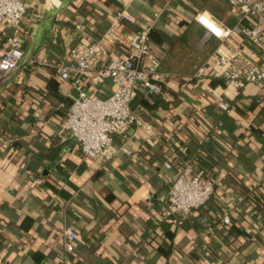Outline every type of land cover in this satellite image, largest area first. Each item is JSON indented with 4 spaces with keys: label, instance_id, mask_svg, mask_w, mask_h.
I'll return each instance as SVG.
<instances>
[{
    "label": "crops",
    "instance_id": "1",
    "mask_svg": "<svg viewBox=\"0 0 264 264\" xmlns=\"http://www.w3.org/2000/svg\"><path fill=\"white\" fill-rule=\"evenodd\" d=\"M23 1L25 55L0 76V264H264V92L252 83L223 88L212 69L223 42L205 35L194 16L204 12L225 26L248 19L225 0ZM146 23L161 91L139 90L131 108L151 126H131L130 154L82 158L56 136L75 91L36 60L68 62L70 47L111 26L119 39L105 41L107 52L124 58ZM11 32L0 22V53ZM233 40L264 62L259 47ZM202 65L205 73L195 76ZM84 86L100 96L113 89L91 76ZM221 88L229 112L210 91ZM187 161L213 178V193L189 214L165 219L168 184ZM224 212L227 224L219 221ZM64 227L76 232L73 251L63 248Z\"/></svg>",
    "mask_w": 264,
    "mask_h": 264
},
{
    "label": "built area",
    "instance_id": "2",
    "mask_svg": "<svg viewBox=\"0 0 264 264\" xmlns=\"http://www.w3.org/2000/svg\"><path fill=\"white\" fill-rule=\"evenodd\" d=\"M239 11L240 17L248 19L247 24L232 26L220 24L210 15L199 12L194 19L203 27L205 35L220 39L223 43L216 50L212 69L223 79V88H241L247 83L257 85L264 92V62H255L241 49V42L233 36H241L264 51V0H225ZM25 13L23 0H0V22L12 32L7 36L0 53V76L17 68L25 52L20 45L19 26ZM128 18L124 11L118 17ZM150 24L146 23L128 39V52L124 58L109 55L105 41H116L119 35L113 26L108 27L98 39L88 43L80 42L69 48V61L36 60L37 64L52 68L61 80L70 81L75 95L72 96L66 117L57 132L58 141L74 143L82 158L110 160L118 151L130 154L129 130L132 127L149 129L151 124L141 119L131 108L136 93L141 90L145 96L161 91L159 59L149 47ZM206 67L197 68L195 76L202 77ZM92 77L95 83L109 80L111 92L105 96L87 91L84 81ZM223 88L211 89L213 99L224 112L230 106L224 97ZM121 139L116 145L114 138ZM168 166V161L164 162ZM213 193V178L201 171H195L192 164L184 162L176 177L168 184L162 216L169 219L179 214H189L204 205ZM220 223L230 221L224 212ZM259 231L258 223H253ZM213 232V225L208 226ZM76 232L71 227L62 229L61 240L66 251H73Z\"/></svg>",
    "mask_w": 264,
    "mask_h": 264
},
{
    "label": "trees",
    "instance_id": "3",
    "mask_svg": "<svg viewBox=\"0 0 264 264\" xmlns=\"http://www.w3.org/2000/svg\"><path fill=\"white\" fill-rule=\"evenodd\" d=\"M201 172H203V173L206 174V172H205L204 169H201ZM164 222H166V221H163V223L160 224V227L163 228V229L165 230V226H164L165 224H164Z\"/></svg>",
    "mask_w": 264,
    "mask_h": 264
},
{
    "label": "bare ground",
    "instance_id": "4",
    "mask_svg": "<svg viewBox=\"0 0 264 264\" xmlns=\"http://www.w3.org/2000/svg\"><path fill=\"white\" fill-rule=\"evenodd\" d=\"M54 1H56L57 2V0H54ZM59 3V2H58Z\"/></svg>",
    "mask_w": 264,
    "mask_h": 264
}]
</instances>
